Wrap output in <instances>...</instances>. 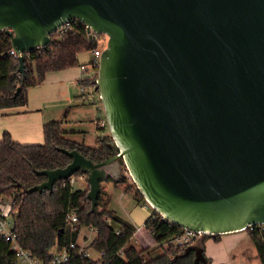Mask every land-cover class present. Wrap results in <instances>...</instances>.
Segmentation results:
<instances>
[{"label":"water","instance_id":"95a60500","mask_svg":"<svg viewBox=\"0 0 264 264\" xmlns=\"http://www.w3.org/2000/svg\"><path fill=\"white\" fill-rule=\"evenodd\" d=\"M73 18L108 35L98 85L113 155L62 148L72 160L37 170L47 178L23 191H53L80 170L98 213L101 183L124 179L122 159L182 228L215 236L264 223V0H0L21 73L26 53ZM190 251L209 262L201 241Z\"/></svg>","mask_w":264,"mask_h":264},{"label":"trees","instance_id":"16d2710c","mask_svg":"<svg viewBox=\"0 0 264 264\" xmlns=\"http://www.w3.org/2000/svg\"><path fill=\"white\" fill-rule=\"evenodd\" d=\"M68 26L69 31L63 36L52 35L53 40L47 47L26 53L25 74L19 71V59L10 53L11 36L5 30L0 31V109L26 105L29 87L41 84L49 71L79 65L78 55L81 52H93L102 45L98 39L88 36L82 20L72 19ZM87 80L83 79L84 82ZM20 86L22 88L16 94ZM71 132L63 128L61 121L53 120L44 124L43 143L18 142L9 131H4L0 139V199L10 197L12 209H18L14 216V229L21 244L45 262L50 258L52 247H62L75 241L77 245L73 255L64 264H195L193 251L185 254L183 247L173 245L165 249L162 246L163 242L179 234L182 228L163 221L158 212H154L155 219L147 218L145 221L146 230L154 238L155 245L138 247L133 242L137 227L111 209L109 200L107 205L103 203V187L98 213L92 210V202L88 198L90 186L75 188L70 183H59L53 191H23V185L31 187L47 178L44 174H38L37 170L65 167L72 160L62 148L78 149L94 161L113 155L111 135L97 136L95 145H87L71 138ZM82 174L85 173L79 170L74 175L79 178ZM124 189L129 190L126 186ZM135 195L138 200L144 199L148 203L139 189ZM71 212L79 217L74 231L68 223ZM85 226L97 229L90 246L101 253L99 259L91 258L85 247L77 242L81 228ZM247 229L264 264V228L255 226ZM220 235H207L201 243L205 247L207 239L212 237L219 240ZM161 249L163 252L157 253ZM208 260V263L200 264H213L211 257ZM0 264H20L15 251L2 236Z\"/></svg>","mask_w":264,"mask_h":264},{"label":"crops","instance_id":"0c3cea01","mask_svg":"<svg viewBox=\"0 0 264 264\" xmlns=\"http://www.w3.org/2000/svg\"><path fill=\"white\" fill-rule=\"evenodd\" d=\"M90 54L88 59L80 58L79 54V65L49 71L41 84L28 89V103L26 105L0 109V139L3 138L4 131H9L13 139L18 142L24 144L43 143L44 124L53 120L61 121L65 130L72 131L71 138L87 145L96 144V138L93 143L86 141L89 130L94 127L97 128V136L111 135V132L102 134L104 130L100 131L108 125L104 127L99 125V121L106 119V116L103 114L100 104H95L97 109L95 105H88L90 100L82 95L78 82L81 79L89 78L94 73L89 64L92 59V52ZM65 106L68 108L64 112ZM70 112H73L74 118H69ZM71 121L77 123L71 124L73 123ZM90 126L91 128H87ZM121 172L122 176L125 177L126 171L122 169V166ZM123 180L110 179L107 182L112 184L113 188L122 190L125 188L124 183L122 185L117 183H121ZM104 189L110 197L107 188L104 187ZM145 233L149 234L143 228L134 235L133 240L135 237L140 239L139 236H143ZM150 237L152 240L151 235ZM235 242L234 239H226L225 237L219 240L209 238L205 242L206 254L212 258L213 264H224L220 259L222 245H233ZM78 244L82 245L79 242Z\"/></svg>","mask_w":264,"mask_h":264},{"label":"built area","instance_id":"2783aa9c","mask_svg":"<svg viewBox=\"0 0 264 264\" xmlns=\"http://www.w3.org/2000/svg\"><path fill=\"white\" fill-rule=\"evenodd\" d=\"M73 19H78V18H73ZM70 21L66 22L64 25L58 28V30L54 32L52 35L53 36L56 35L57 37L63 36L66 32L69 31L68 24L70 23ZM87 33L89 37L98 39L102 43V45L92 52V59L90 60L89 64H90V67L94 69L93 70L94 73L89 78H87L89 80H87L86 82H84L83 79L79 80L78 82L80 84L81 93L84 97H86L90 101L99 102V100H101V93H100V89L98 85V69L100 66L101 53L107 45L108 35L105 33H99L93 29L88 31V28H87ZM43 48L44 47H40L38 49H43ZM10 53H12L17 58L19 57V53L13 47L10 50ZM107 124H108L107 119H102L99 121V125H101L102 127H104ZM79 178H86V175L82 174ZM79 178H77L76 175H72L68 179L60 180L59 182H57V184L70 183L74 185L77 179ZM145 205L149 206L151 204L148 202ZM17 212H18V209H15V210L12 209V199L10 203H7L5 198L0 199V236H2V238L7 243H9L10 248L15 251L16 255L18 256L20 264H64L72 257L74 249L77 245L75 241H71L69 244L64 245L62 247H59L57 245L52 247L49 252L50 258L46 262L38 258L37 256L33 255V253L29 249L25 248L21 244V242L19 241L18 233L14 229V216L17 214ZM154 212H157V211L153 208V211L148 216V219H151V220L155 219ZM160 216L163 221L168 222L170 225L178 226L174 224L172 221L166 219L163 215L160 214ZM78 219L79 217L76 213L71 212L68 214V223L70 224L72 231L76 229L75 223L78 221ZM144 224L145 225L143 226L137 227L134 235H136V233L138 231H141L143 228L146 229L147 225L146 223ZM255 226L264 228V223L255 224L250 227L253 228ZM95 230L97 233V229ZM207 235H212V234L206 233L204 231L193 230L190 228H182V231L179 234H176L172 236L170 239H168L167 241L163 242L162 246L165 249H168L169 247L173 245L177 247L180 246V247L185 248L187 245L201 241ZM152 241H154V238L152 239Z\"/></svg>","mask_w":264,"mask_h":264},{"label":"rangeland","instance_id":"374dc122","mask_svg":"<svg viewBox=\"0 0 264 264\" xmlns=\"http://www.w3.org/2000/svg\"><path fill=\"white\" fill-rule=\"evenodd\" d=\"M91 56L89 51H83L80 53V58L88 59ZM93 68H91V71L93 72ZM33 87V86H31ZM30 88V87H29ZM90 103L88 105H95L100 104L102 108L103 114L106 116L105 109L103 106V103L101 100L99 102H93L89 101ZM68 108V106L64 107V112ZM95 108L97 109V106L95 105ZM73 112H70L68 116L69 118H74ZM80 118V117H79ZM83 118V117H82ZM70 122V121H69ZM76 124V121H71ZM70 124V123H69ZM87 128H91L87 127ZM104 130L102 134L110 133V127L109 125L106 126L105 129H101L100 131ZM97 128H92L89 130L88 135L86 136V141L89 143H93L95 138L97 137ZM43 142H44V136H43ZM121 165L122 169L126 171L125 179L123 180L124 185L129 188V190L125 189H115L112 187V184L108 183L107 181L103 182L102 187H106L107 190L110 193L109 195L105 192L103 194V203L105 202L106 205L109 202V206L111 209H113L116 213L119 215L129 218L132 220V222L135 224L136 227L145 225L146 218L150 215V213L153 211V207L151 205L146 206V202L144 199L138 200L135 192L138 190V187L132 178L130 172L127 169V166L124 162V160L121 159ZM107 183V184H106ZM106 185V186H105ZM88 187V181L87 177L86 179L79 178L74 184L75 188H82V187ZM7 203L11 202L10 197L5 198ZM96 230L93 227L85 226L81 228V231L78 236V242L81 243L83 247H85L88 255L93 259H99L101 257V253L92 248L90 246V242L96 237ZM140 239L136 237L134 238L133 242L138 247H146V245H151L153 247L155 245V240L152 241L149 234L145 233ZM222 237H225L226 239H234L236 241L233 245H222L221 248V256L220 259L221 262L224 264H262L258 252L256 250V247L252 241L251 234L248 231V229L236 231V232H229L226 234H221L220 239ZM229 237V238H228ZM214 239V238H213ZM158 251V250H157ZM155 251V253L157 252ZM163 252V249L159 250L157 253Z\"/></svg>","mask_w":264,"mask_h":264}]
</instances>
